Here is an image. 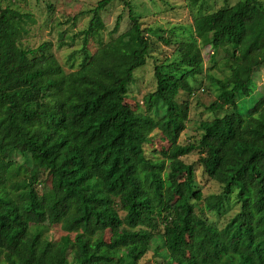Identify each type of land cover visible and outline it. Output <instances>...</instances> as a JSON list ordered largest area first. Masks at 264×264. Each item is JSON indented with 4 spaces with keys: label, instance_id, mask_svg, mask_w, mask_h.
Returning <instances> with one entry per match:
<instances>
[{
    "label": "trees",
    "instance_id": "1",
    "mask_svg": "<svg viewBox=\"0 0 264 264\" xmlns=\"http://www.w3.org/2000/svg\"><path fill=\"white\" fill-rule=\"evenodd\" d=\"M117 1L131 27L92 52L90 39L105 29L101 13ZM130 7L99 0L80 12L89 23L69 44L82 40L70 71L51 42L23 46L30 14L0 9V264H140L152 249L174 264H264V96L245 115L228 112L264 67V5L239 0L195 16L201 44L224 54L223 77L206 74L217 91L206 109L224 114L201 121L200 138L183 144L190 106L179 95L191 96V80L203 74L202 48L176 42L174 57L154 66L145 112L130 111L151 34L172 44ZM158 133L168 148L148 149ZM196 152L195 162L183 160ZM198 168L219 193L204 195ZM232 211L222 227L210 220ZM57 225L67 233L58 241L48 235ZM108 230L118 237L107 241Z\"/></svg>",
    "mask_w": 264,
    "mask_h": 264
},
{
    "label": "rangeland",
    "instance_id": "2",
    "mask_svg": "<svg viewBox=\"0 0 264 264\" xmlns=\"http://www.w3.org/2000/svg\"><path fill=\"white\" fill-rule=\"evenodd\" d=\"M99 0H0V9L11 6L20 10L22 13L31 15V20L28 21L29 33L23 41L24 47L36 48L43 42H51L53 44L52 51L58 58L60 64L66 71L71 70V65H78L80 61V42L76 41L74 47H70L72 37L78 32L87 28L89 16H81L80 12L88 10L96 6ZM239 0H199L196 6L192 0H129L133 13L140 17V21L144 28L151 30H163L165 39L171 40L172 44L167 45L164 41L158 38L156 34H151L153 40V51L148 58L144 67L138 68L134 72V81L129 87L128 95L130 99L126 100L128 109L138 113L145 112L143 105L144 97L153 92L156 88L154 77V66L167 59L174 57L176 48L175 43L179 41H197L202 48L204 61L202 64L203 74L199 75L197 80H191L194 88L193 94L188 96L181 92L179 101H188L190 106L189 121L186 123V129L180 137L181 144L191 143L200 138L198 125L201 121L212 120L216 115H223L224 112L213 114L207 111V107L216 100L217 91L206 78V74H212L215 77H223L219 68L222 67L221 58L223 52L213 55L210 46H203L201 40L196 36L194 29L195 16L199 15L200 8L207 13L224 7L233 5ZM264 5V0H260ZM121 16L120 26L117 32H114V27L117 18ZM74 17L77 19L74 20ZM101 17L105 24V29L102 30L95 38L90 39L89 48L92 52L97 50L101 45L126 32L131 27L129 19V8L125 7L121 2H115L113 6H108L102 13ZM64 34L65 45H61L60 36ZM75 52V59L70 58V54ZM213 55V56H212ZM218 63V68L209 70ZM264 96V67L255 73L251 93L248 96H241L237 100V105L228 109L231 114H247L255 105V103ZM135 97V98H134ZM155 148L157 151H162L168 148V143L161 134H156L153 137L151 145L148 149ZM4 156V155H3ZM198 153H193L183 160L186 163H193L198 159ZM197 180L202 188L205 196L217 194L220 192L218 183L208 180L202 175V171L198 168ZM29 179H25L21 184H26ZM237 207L235 208V210ZM232 211L227 217L218 218L214 215L210 216L211 222H227L228 218L234 214ZM219 225V224H218ZM222 227V225H219ZM49 237L58 241L61 236L67 235L60 225L54 226L48 233ZM74 237V234H71ZM118 237V234L113 231H106L105 239L113 241ZM156 254L153 249L141 260L140 264H174L169 260L166 254Z\"/></svg>",
    "mask_w": 264,
    "mask_h": 264
}]
</instances>
